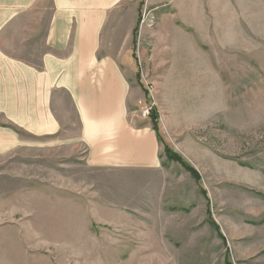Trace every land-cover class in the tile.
<instances>
[{
	"label": "rangeland",
	"instance_id": "1",
	"mask_svg": "<svg viewBox=\"0 0 264 264\" xmlns=\"http://www.w3.org/2000/svg\"><path fill=\"white\" fill-rule=\"evenodd\" d=\"M102 27L161 165H86L58 90L64 142L0 156V264H264V0H124Z\"/></svg>",
	"mask_w": 264,
	"mask_h": 264
},
{
	"label": "crops",
	"instance_id": "2",
	"mask_svg": "<svg viewBox=\"0 0 264 264\" xmlns=\"http://www.w3.org/2000/svg\"><path fill=\"white\" fill-rule=\"evenodd\" d=\"M43 1L0 0V156L64 142L52 105L63 89L77 121L64 140L85 145L86 165L158 168L153 123L130 114L131 86L120 66L102 57V26L124 0H46L45 23L37 13ZM37 39L40 49L25 52Z\"/></svg>",
	"mask_w": 264,
	"mask_h": 264
},
{
	"label": "trees",
	"instance_id": "3",
	"mask_svg": "<svg viewBox=\"0 0 264 264\" xmlns=\"http://www.w3.org/2000/svg\"><path fill=\"white\" fill-rule=\"evenodd\" d=\"M151 118L156 120L157 119V114H155L154 112H151ZM154 128L156 129L155 124H154ZM166 152L169 153V157L170 158H173V159L179 161L180 163H182L192 174L195 175V177L198 176L197 172L191 166H189L186 163H184V161L182 160V158L180 157L179 154H175V153H173V152H171L170 150H167V149H166Z\"/></svg>",
	"mask_w": 264,
	"mask_h": 264
},
{
	"label": "built area",
	"instance_id": "4",
	"mask_svg": "<svg viewBox=\"0 0 264 264\" xmlns=\"http://www.w3.org/2000/svg\"><path fill=\"white\" fill-rule=\"evenodd\" d=\"M151 109V110H150ZM151 111H152V108H150V107H146L145 108V110H144V112H143V115L144 116H147V115H150L151 114Z\"/></svg>",
	"mask_w": 264,
	"mask_h": 264
}]
</instances>
